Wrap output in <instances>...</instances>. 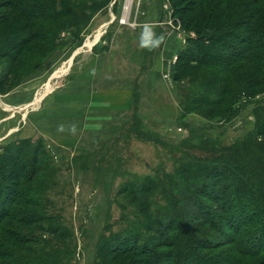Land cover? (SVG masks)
I'll use <instances>...</instances> for the list:
<instances>
[{"label": "rangeland", "instance_id": "obj_1", "mask_svg": "<svg viewBox=\"0 0 264 264\" xmlns=\"http://www.w3.org/2000/svg\"><path fill=\"white\" fill-rule=\"evenodd\" d=\"M4 1L0 0V14L6 15L0 24V167L7 174L0 173V191L13 187L17 202L0 217V264H170L180 249L193 260L201 259L189 264H264V231L248 221L251 214L261 215L258 209L239 220L236 208L222 213L220 202L196 196L195 202L212 210L210 225L183 191L192 183L179 169L188 161L196 165L197 156H209L199 150L204 134L213 144L246 145L259 124L253 113L256 106L243 101L230 119L209 120L198 112L181 115L180 88L186 82L175 81L173 73L187 39L193 37L185 22L197 0H97L99 8L74 31H59L60 21L25 19ZM43 1L21 0L48 9L39 3ZM46 2L52 3L51 10L70 9L79 20L86 16L74 0ZM111 50L115 60L108 63L123 77L115 76L121 80L113 83H131V93L122 114L112 118L116 130L88 138L79 123L82 115H72L75 106L82 112L87 105L80 104V91L66 85L80 75L77 71H105V55ZM166 50L171 51V69L159 78L147 75ZM129 57L137 59L136 69ZM46 84L52 86V94L32 103ZM262 139L257 137L258 142ZM259 147H253L249 164L245 156V175L239 170L237 178L253 180L263 156ZM16 173L17 179L8 177ZM182 197H189V204L175 205ZM149 200L167 208L173 203L174 213L165 219L174 223L167 226L165 220L156 231L148 218L157 213L154 207L143 213ZM138 219L143 228H137ZM162 226L170 230L162 229L159 237ZM131 230L137 239L131 243L145 252L123 254L107 247Z\"/></svg>", "mask_w": 264, "mask_h": 264}, {"label": "trees", "instance_id": "obj_2", "mask_svg": "<svg viewBox=\"0 0 264 264\" xmlns=\"http://www.w3.org/2000/svg\"><path fill=\"white\" fill-rule=\"evenodd\" d=\"M89 1L74 0L79 7H83L86 14L80 20L77 14L70 12V9L55 11L53 8L51 10L52 3L46 0L39 2L42 6H44L43 3L45 7L48 6L45 10L35 5L25 4L21 0L4 2L6 7L21 12L25 19L60 21L59 31L68 28L74 31L81 24L80 21H84L83 25H86L85 22L99 8L97 0H92V3ZM189 13L190 18L185 22L186 31L191 30L193 37L187 39L188 45L179 54L173 73L175 81L185 80L186 82V85L180 88L181 115L198 112L203 118L209 120L230 119L241 109L240 103L243 101L244 105L256 106L253 113L259 124H257L255 137L248 138L246 145L245 141L239 146L231 145L230 147L221 143L213 144V139L204 134V137L200 139L199 150L209 156L195 157L196 165L188 161L186 165L182 163L178 166L183 165V169L179 170L183 174H189L187 180H191L192 183L188 187L185 185L183 191H186L195 209L198 213L204 214L203 220L209 224L214 219L212 210L199 201L195 202L196 196L204 197L209 202H220L217 205L222 213L236 208L239 220L245 214L249 216L251 212L258 209L261 215L251 214L253 216H249L248 221L254 226L259 225L264 231V139L257 141L259 136L264 138V0H197L194 3V9H191ZM5 18L6 15L0 14V24ZM204 107L209 109L202 113L201 110ZM196 136L199 137V135ZM210 142L212 144H209ZM255 145L260 146L263 156L261 162L255 165L256 170L252 172L255 175L253 180L245 182V176L237 178V171L241 170L245 175V156L249 164L250 153ZM27 151H29L28 148ZM259 153L258 149L257 155ZM185 158L191 159L190 156ZM0 171L2 175L7 174L6 169L0 167ZM22 172L24 170L20 173ZM17 173L8 177L15 180L19 175ZM10 178L8 180L12 184ZM14 193L16 189L11 186L4 187V190L0 191V217L5 214V211L15 206L17 200L13 197ZM189 197H182L180 202L177 201L174 204L182 202L181 205H187L189 203L185 199ZM174 204H168L169 208H167V205L160 206L154 200H149V203L142 206L144 215L148 207L151 209L154 207L157 212L148 217L156 226V231L160 224L167 220L165 218L174 213ZM16 213L22 212L16 209ZM168 220L167 226L174 223ZM139 221L138 219L137 228H143ZM162 229L170 230L162 226L158 233L159 237H163ZM134 232L128 231V234L119 237L120 240L116 244L107 245V247H113L111 250H118L117 253L140 252L143 247L137 249L135 247H138V244L131 243V240L136 239ZM176 239L179 240V235H176ZM257 251L259 249L254 252ZM199 260L201 259L193 260L189 254L180 249L168 262L189 264Z\"/></svg>", "mask_w": 264, "mask_h": 264}, {"label": "crops", "instance_id": "obj_3", "mask_svg": "<svg viewBox=\"0 0 264 264\" xmlns=\"http://www.w3.org/2000/svg\"><path fill=\"white\" fill-rule=\"evenodd\" d=\"M98 40L94 41L91 46H95ZM170 52L171 51L166 50L164 52V55L162 56V59H156L152 66H150V68L145 71L147 75L154 74L159 78L161 75H163L162 73H164L162 71H169L172 65L169 56ZM114 56L115 53H113L112 50L106 53L104 60V63L106 64L104 65L105 71H102L100 69V65V71H85L86 69L84 71H80V73L77 71V73L80 75H77L76 77L70 79L69 83L66 85L68 89L73 88L74 90L80 91V97L81 99L83 98V100L78 98L81 101L80 104L87 105V107L83 106L82 112L79 111V106H75L77 109L72 113V115L73 117H79L80 115H82V120H80L79 123H82L83 134H88V138L96 136L97 133L103 135L109 134L116 130L117 127L114 121H112V118L114 119L116 115L122 114V110L125 107L124 105H126L128 101L127 97L131 93V83L126 84L121 81H119L118 83H113L116 82V80H121V78H123L120 75L116 74L118 71L117 69H115L116 67H113L112 63H108L110 59L112 61L115 60ZM129 58L130 61L135 60L131 57ZM91 60L95 61V58L93 57ZM99 64H101V62H99ZM133 64L136 69L137 65H139V63L137 64V59L133 62ZM125 66H127V64H125ZM120 73L123 76L122 72ZM115 76H119L121 78ZM133 76L135 75L133 74ZM158 78L155 82V88H158L156 85V83H158ZM172 88L173 87L171 86L170 89ZM52 89L53 88L50 84H46L45 89L42 91V93H39L35 97L32 103L35 104V102L40 101L45 93L52 94ZM175 95L177 94L175 93ZM175 98L177 99V96ZM78 99H73V103L78 104ZM16 109L17 108H15V110Z\"/></svg>", "mask_w": 264, "mask_h": 264}]
</instances>
